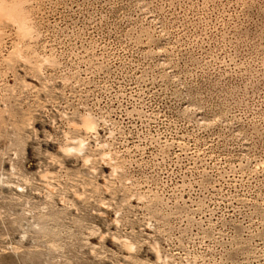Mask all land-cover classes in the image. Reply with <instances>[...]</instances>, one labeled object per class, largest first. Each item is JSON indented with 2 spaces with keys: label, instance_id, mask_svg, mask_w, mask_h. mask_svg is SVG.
<instances>
[{
  "label": "rangeland",
  "instance_id": "1",
  "mask_svg": "<svg viewBox=\"0 0 264 264\" xmlns=\"http://www.w3.org/2000/svg\"><path fill=\"white\" fill-rule=\"evenodd\" d=\"M2 1L0 264H264V0Z\"/></svg>",
  "mask_w": 264,
  "mask_h": 264
},
{
  "label": "bare ground",
  "instance_id": "2",
  "mask_svg": "<svg viewBox=\"0 0 264 264\" xmlns=\"http://www.w3.org/2000/svg\"><path fill=\"white\" fill-rule=\"evenodd\" d=\"M5 12H6V8L3 6V1L0 0V16H2ZM87 117H89V116H87ZM86 118H84L85 120L83 121V126H84V127L82 126L83 129L85 128V130L87 132L95 131V124H94L93 121H91L92 119L90 118L91 119L90 120V119H86ZM84 143L81 141L80 142L81 145H80V147L78 149H75L74 147H71V148H68L66 151L69 152V151L75 150V151H77L79 153L80 151H82V145Z\"/></svg>",
  "mask_w": 264,
  "mask_h": 264
}]
</instances>
